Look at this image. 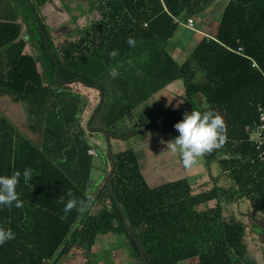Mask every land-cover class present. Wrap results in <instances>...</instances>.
Segmentation results:
<instances>
[{
	"label": "trees",
	"instance_id": "16d2710c",
	"mask_svg": "<svg viewBox=\"0 0 264 264\" xmlns=\"http://www.w3.org/2000/svg\"><path fill=\"white\" fill-rule=\"evenodd\" d=\"M48 1L0 0V99L24 105L26 114L25 127L18 130L0 112V175L33 170L29 184L21 176L16 189L23 207L0 206V227L15 233L0 246V264H53L62 251L56 264L71 251L89 256L97 236L106 234L124 236L145 264L116 200L102 191L112 162L98 130L109 164L105 179L90 208L60 219L69 190L77 198L90 194L93 133L81 116L86 107L94 113L102 93L101 118L117 164L111 186L149 264H256L248 255L246 226L226 207L246 199L264 214V166L254 162L247 130L264 108V0H229L217 33L200 37L182 63L170 52V42L181 23L205 13L213 0H99L101 19L79 39L57 45L39 15ZM129 37L135 48L126 43ZM28 40L39 51L42 68L39 57L26 52ZM113 50L119 52L114 59ZM145 53L148 62H139ZM119 64L113 79L109 68ZM180 79L187 113L214 110L226 124V142L204 157L219 167V176L211 175L210 187L200 192L186 179L151 188L133 147L114 149L115 141L149 130L179 135L174 125L186 113L181 109L158 108L142 128L119 124L132 121L137 106Z\"/></svg>",
	"mask_w": 264,
	"mask_h": 264
},
{
	"label": "crops",
	"instance_id": "0c3cea01",
	"mask_svg": "<svg viewBox=\"0 0 264 264\" xmlns=\"http://www.w3.org/2000/svg\"><path fill=\"white\" fill-rule=\"evenodd\" d=\"M200 34L205 36L203 33ZM23 36H25V30L23 31ZM199 39H195L196 41L194 42H197ZM28 46L29 43H27L26 52L29 54H34L36 50L32 48L33 52H29ZM184 47L185 45L180 47L179 44L169 45V50L173 57L176 58V60L180 63L184 62L189 54L183 56L182 53H180V55L175 56L176 51L173 49L176 48L182 52ZM192 47H194V45ZM102 98L103 99L101 102H104V94H102ZM3 103L9 104L3 106ZM102 107L103 106H101V108ZM101 108L97 111L92 120L91 117L94 113L91 115V109L88 107L85 108V111L81 116L82 124L84 126L86 124L89 130L93 133L89 134V138L94 146V148L90 151L95 153L91 154L94 158V169L91 178V188L89 190L91 195H94L98 191L109 169V164L105 160V154L101 147L103 136L95 132V130L101 132V129L107 131L102 122L101 115L103 108ZM158 108H174L190 112V108L186 99L184 82L182 79L171 83L165 89L154 94L149 100L137 106L133 111V120L121 121L119 126H121L122 129L126 128L127 130L133 128H142L149 119V116ZM96 110L94 112H96ZM0 112L9 119L11 124L16 129L22 130L25 127L26 114L24 105L12 103L8 99H0ZM87 115H89V118L86 120V122H84L83 119H87ZM18 118H23L24 120L22 119L18 123L16 122ZM100 136L102 139H100ZM174 138V136L164 134L162 132L149 130L147 132H140L130 138L128 141H121L118 144L121 146L126 145V148L129 146L133 147L140 163L141 173L146 183L151 188L158 187L168 182H176L186 179L194 190L195 183L200 184L206 182L205 180L210 178L211 175L216 176L220 173L219 167L216 164L212 166L208 165L205 158H203L194 168L185 169L181 164L179 155L172 154L167 150V144L162 143V141L167 142ZM215 170L217 171L216 173L214 172ZM96 198L98 199V197ZM60 258L61 256L59 259ZM59 264H139V261L138 258L133 255L129 242L124 236L106 234L97 236L89 256H86L83 250L71 251L70 254L62 258Z\"/></svg>",
	"mask_w": 264,
	"mask_h": 264
},
{
	"label": "rangeland",
	"instance_id": "374dc122",
	"mask_svg": "<svg viewBox=\"0 0 264 264\" xmlns=\"http://www.w3.org/2000/svg\"><path fill=\"white\" fill-rule=\"evenodd\" d=\"M228 1L229 0H213L205 13L192 19L194 30L187 29L183 26L179 27L175 37L170 42V45L179 44L180 47H183L184 45L185 47L183 48L182 52L174 48L173 50L176 51L175 56L180 55V53H182L183 56L188 55L192 49V46L195 44L194 41L203 36L200 33L209 36H214L217 33L218 25L223 12L222 9ZM98 6L99 0H49L44 6H39V15L42 17L43 22L49 31L53 44L57 45L59 42H63L65 40L74 41L79 39L81 36V31L83 32V30L90 28L93 26V24L98 22L101 19ZM67 7H69L70 12L68 11ZM28 43V51L31 52L34 46L31 45L29 40ZM39 54V51H35L33 55L39 57V66L42 68L43 59L39 56ZM8 104L3 103V106ZM86 118L87 119H83L84 122L88 120L89 115H87ZM22 119L23 118H18L16 122L19 123V121ZM100 139H102L101 136ZM119 142L121 141L114 142L115 151H118L121 149V147H126V145H123L124 142L123 144L120 143L123 146L119 145ZM101 147L102 151L105 153L106 148L103 142ZM214 172L216 173L217 171L215 170ZM216 176H219V174ZM205 181L206 182L200 184L195 183L194 190L201 191L209 188V183L212 182L211 176ZM213 204L214 203H211V205ZM226 208L230 210V214H234L239 220H242L246 223L247 231L245 240L248 242L249 257L252 258L256 264H264V249L259 244V242L255 241L253 238L250 225L247 224L248 221L246 222V219L242 218L244 214H249L252 211L250 203L246 199H237L230 204L229 208ZM257 216L264 218V216L259 214H257ZM196 262V260H191L181 262L180 264H195Z\"/></svg>",
	"mask_w": 264,
	"mask_h": 264
},
{
	"label": "clouds",
	"instance_id": "9594fccd",
	"mask_svg": "<svg viewBox=\"0 0 264 264\" xmlns=\"http://www.w3.org/2000/svg\"><path fill=\"white\" fill-rule=\"evenodd\" d=\"M130 48L136 47V40L129 37L126 41ZM110 58L114 59L119 55L118 50H113ZM139 62H148L147 53L139 57ZM129 66H134V60L127 61ZM123 64L111 66L108 75L115 79L119 76V68ZM182 103V102H181ZM179 135L174 139L162 143L167 144V150L172 154L179 155L182 166L185 169H192L198 163L213 151L220 149L226 142V124L223 117L214 110L197 111L193 110L190 114L184 113L183 119L174 125ZM21 176L26 185L33 179V170L25 168L23 173L17 170L11 176L0 175V206L11 208L23 207V201L17 192V186L20 183ZM69 199L63 208L61 221H65L68 215L73 211L78 213L85 212L91 207L93 196L86 194L84 198H77L75 194L69 190L67 192ZM59 202H64V197L60 196ZM15 233L11 228L0 227V246L14 240Z\"/></svg>",
	"mask_w": 264,
	"mask_h": 264
},
{
	"label": "water",
	"instance_id": "95a60500",
	"mask_svg": "<svg viewBox=\"0 0 264 264\" xmlns=\"http://www.w3.org/2000/svg\"><path fill=\"white\" fill-rule=\"evenodd\" d=\"M28 4H30L29 1H28ZM31 10H33V7H32V6H31ZM33 12H34V11H33ZM33 14H34V16H35V18L37 19V22H38V16H37V14H36L35 12H34ZM55 77L57 78V69H56ZM102 94H103V93H102ZM102 103H103V102L100 103V105H99V107L97 108L96 112H94L93 116L91 117V120H92L93 117L96 115L97 111L101 108ZM91 120H90V122H91ZM89 125H90V124H89ZM100 131H101V133L104 134V136H105V138H106V141H107V152H108V156H109V158H110V160H111V162H112V169H111L110 173L108 174V176H107V178H106V180H105V183H104V186H103V188H102V191H104V190L107 189L108 192L110 193V195L114 198V200H116L117 205H118V207H119V209H120V211H121V214H122V217H123L124 224H125V226H126L128 232H129V234L131 235V237L133 238V240H134V241L136 242V244L138 245L144 263H145V264H149V262H148V260H147V258H146V256H145V252H144V250H143V248H142V246H141V244H140L138 238L136 237V235L133 233V231L131 230L130 226L128 225V222H127V220H126V217H125V215H124V212H123V210H122V208H121V206H120V204H119V202H118V199L116 198V196H115V194H114V192H113V189H112V186H111V180H112V177H113V175H114V173H115V171H116L117 164H116V161H115V158H114L113 152H112V145H111V140H110V135H109V133H108L107 131H105L104 129H101ZM62 252H63V251H62ZM62 252H60V254H58V256H57V258H56V260L54 261L53 264H56V261H57V260L59 259V257L62 255Z\"/></svg>",
	"mask_w": 264,
	"mask_h": 264
},
{
	"label": "built area",
	"instance_id": "2783aa9c",
	"mask_svg": "<svg viewBox=\"0 0 264 264\" xmlns=\"http://www.w3.org/2000/svg\"><path fill=\"white\" fill-rule=\"evenodd\" d=\"M184 27L194 30L192 19H189L186 23H181ZM251 136V141L255 146L256 152L254 162L257 161L264 166V108H258V120L252 127H247ZM90 154H95L90 151Z\"/></svg>",
	"mask_w": 264,
	"mask_h": 264
},
{
	"label": "flooded vegetation",
	"instance_id": "af4514ba",
	"mask_svg": "<svg viewBox=\"0 0 264 264\" xmlns=\"http://www.w3.org/2000/svg\"><path fill=\"white\" fill-rule=\"evenodd\" d=\"M257 214L264 216L263 213L258 212L252 208V211L249 214H244V216L242 218L246 219V222L248 221L247 224L250 225V229L252 231L253 238L255 239V241H258L259 244L264 249V218L258 217ZM240 221L243 222V224L246 226V223L244 221H242V220H240ZM246 231H247V227H246ZM246 244H247V250H248L249 249L248 242H246ZM248 253H249V250H248Z\"/></svg>",
	"mask_w": 264,
	"mask_h": 264
}]
</instances>
